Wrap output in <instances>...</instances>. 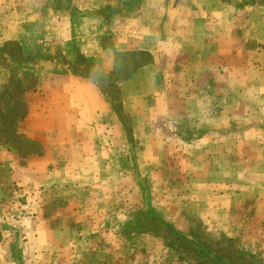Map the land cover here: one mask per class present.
I'll list each match as a JSON object with an SVG mask.
<instances>
[{
	"label": "rangeland",
	"instance_id": "rangeland-1",
	"mask_svg": "<svg viewBox=\"0 0 264 264\" xmlns=\"http://www.w3.org/2000/svg\"><path fill=\"white\" fill-rule=\"evenodd\" d=\"M103 1L0 0V264H264V74L254 67L256 54L242 50L256 49L252 23H223V33L239 37L231 69L229 41H220L222 51L213 57L214 17L199 28L177 13L167 21L159 6L165 40L155 53L157 94L137 100H125L124 80H109L78 52L75 73L98 83L108 102L103 119L112 128L98 136L110 160L59 167L42 159L68 137L34 132L28 109L36 79L22 74L34 56L28 60L18 41H2L1 34L11 24L14 33L21 29L22 12L36 18L71 8L101 15L108 11ZM112 1L149 12L146 0ZM231 3L239 14H252L264 0ZM217 7L212 0L207 16ZM44 21L42 33L27 39L31 45L48 47L57 39L53 23ZM171 23L173 35L166 36ZM204 28L206 45L197 35ZM148 87L142 80L137 90ZM168 228L198 244L177 247ZM217 253L221 259L209 261Z\"/></svg>",
	"mask_w": 264,
	"mask_h": 264
},
{
	"label": "crops",
	"instance_id": "crops-1",
	"mask_svg": "<svg viewBox=\"0 0 264 264\" xmlns=\"http://www.w3.org/2000/svg\"><path fill=\"white\" fill-rule=\"evenodd\" d=\"M146 1L149 5V12L142 7L138 8L135 4L123 6V4H116L112 0L102 2L103 8L108 11L107 14L104 12L101 15L90 11L78 13L76 10L71 11V8L69 9L70 12L61 14L56 10H50L49 13L41 11L38 12L36 18L29 17L28 13L24 14L22 12L20 16L22 18L20 22L23 23L21 29L14 33L12 28L14 25L11 24L9 25L12 26L10 29L8 27L5 32H2V41L16 40L21 45L23 55L28 60L29 56H34L22 68L23 75H30L36 79V84L31 90L33 99L28 109L29 120L36 127L34 132L37 131V134L41 136L44 133H50L49 137L46 135L47 138H50L52 134L63 139L68 137L66 141L62 139L63 142H60L59 146H53L55 149L51 147V150L46 152L42 159H50V164L59 167L82 165L84 163L104 165L110 160L106 149L99 145L101 141L98 136L99 133L109 132V127L112 128L111 124L103 119L104 113L108 112V102L99 89L98 83H95L90 76L75 73L73 62L78 52L88 58L93 68L100 74H107L113 69L116 51H148L152 53V63L140 67L133 76L121 81L119 85L125 100H137V97H142V95L157 94L158 62L155 53L163 47H160V45L165 40L164 37L159 35L158 30V21L163 20L162 17H158L159 6L168 13L167 21H172L174 17L176 19L181 17V20L193 21L199 28L200 25L205 26L207 18L214 17L213 57L215 59L216 54L222 51L220 41L222 43L229 41L225 44V49L232 54L227 59L231 69L236 67L233 62L234 57H237L235 54L240 53L237 42L239 37L236 34L232 36V33L228 35L223 33L221 31L223 23H230L231 27H236L235 23L237 22L241 24L246 22L244 27H248L252 23L255 30L251 34L259 36L256 38V49L252 50V47L246 45L242 47V50L246 52L247 56L250 53L256 54L257 64L255 66L251 64V66L261 70L260 73L264 74V31H262L264 27V5L259 6L262 9L261 12L239 14V9L235 5L232 6V0H214V6L221 4V7L213 9L215 14L212 16H207L206 13L210 10L212 0ZM116 5L120 7L117 8ZM179 5L183 7L185 5L187 11L181 10L180 14L178 12ZM90 10L92 11V9ZM228 10L229 12H227ZM6 11H9L7 15H10L11 8L8 7ZM176 13L181 16H174ZM146 18L150 21L149 25L137 23ZM44 20L53 23L55 33L53 35L57 39H54V42L50 43L48 47L31 45L27 42V39L35 34L42 33ZM29 21L35 22L30 23ZM173 28V23H171L164 34L166 36L173 35ZM190 32L192 33V31ZM197 35L206 45V37H210V34L206 32V28L202 32H198ZM242 37L244 38V34ZM105 39H108L111 44L105 45L103 43ZM218 41L219 43H217ZM202 62L207 63L208 60ZM142 80H149L151 87L146 88V90H137V86ZM252 98L254 96H251L250 99ZM39 126L46 128L38 129ZM37 141H41V138H37ZM58 147L62 151H57ZM78 148L81 151L78 152L79 156L77 157L73 153L72 155L66 153L67 149L76 150ZM59 171H63L62 168Z\"/></svg>",
	"mask_w": 264,
	"mask_h": 264
},
{
	"label": "trees",
	"instance_id": "trees-1",
	"mask_svg": "<svg viewBox=\"0 0 264 264\" xmlns=\"http://www.w3.org/2000/svg\"><path fill=\"white\" fill-rule=\"evenodd\" d=\"M10 52V51H9ZM12 55V53H11ZM144 57L145 59L142 60L139 58ZM124 58H128L129 62L127 63V66H130L131 68L123 73L124 69H126L127 66L124 65ZM153 60L151 54L148 51H134V52H115V60H114V67L111 72L108 74H105L107 78L110 80L112 77L113 81L115 80H125L129 77H131L140 67L145 66L149 63H151ZM122 73V74H121ZM169 229V230H168ZM167 231L171 232L172 235L175 236V239L178 241L177 247H181V249H191L193 247V244H198V240L191 237L189 239L188 235H182L177 233L171 228H168ZM168 246H174L173 243L167 244ZM193 250V249H191ZM221 254H215L211 258H209V261H214L215 259H221Z\"/></svg>",
	"mask_w": 264,
	"mask_h": 264
}]
</instances>
